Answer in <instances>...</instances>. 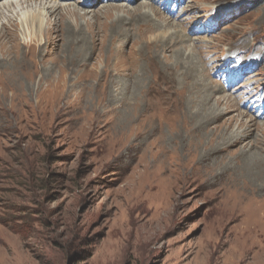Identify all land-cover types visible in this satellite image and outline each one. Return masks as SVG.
<instances>
[{
  "label": "rangeland",
  "instance_id": "374dc122",
  "mask_svg": "<svg viewBox=\"0 0 264 264\" xmlns=\"http://www.w3.org/2000/svg\"><path fill=\"white\" fill-rule=\"evenodd\" d=\"M57 1L0 47V264H264V0Z\"/></svg>",
  "mask_w": 264,
  "mask_h": 264
},
{
  "label": "bare ground",
  "instance_id": "6f19581e",
  "mask_svg": "<svg viewBox=\"0 0 264 264\" xmlns=\"http://www.w3.org/2000/svg\"><path fill=\"white\" fill-rule=\"evenodd\" d=\"M102 9L106 11L103 13L104 18L111 19L114 16H118L121 13V9L128 8L123 5L120 9L111 6L102 7ZM129 11L126 12L129 18L139 23L152 22V17H157L156 9L149 4L139 5L134 10L130 9ZM97 14L98 12L94 15ZM85 15L86 13L81 14L79 12L75 4L69 2L63 3L57 0H5L0 4V47L4 49L6 46L10 47L11 43H9V40L20 39L17 32L20 31L21 26L22 28L25 27L22 37H28L26 41L28 44H32L40 41L41 38L43 40L50 38L49 35L42 31L45 20L53 19L56 23L61 24L62 22L64 24L66 20L74 18L76 20L79 18L84 19ZM67 23L69 25V22ZM2 57L7 61L4 55ZM216 105H220L219 100L216 101Z\"/></svg>",
  "mask_w": 264,
  "mask_h": 264
}]
</instances>
